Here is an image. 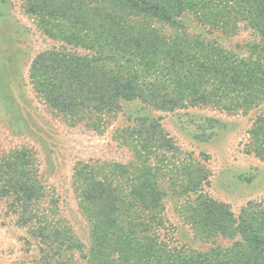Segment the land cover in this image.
Masks as SVG:
<instances>
[{"label": "trees", "instance_id": "1", "mask_svg": "<svg viewBox=\"0 0 264 264\" xmlns=\"http://www.w3.org/2000/svg\"><path fill=\"white\" fill-rule=\"evenodd\" d=\"M23 8L40 31L64 44L39 52L30 66L35 91L56 116L102 124L119 113L121 100L136 98L169 111H255L246 152L264 161V0H23ZM187 12L228 25L239 16L262 40L250 45L247 60L224 50L212 54L216 48L198 38L169 40L133 21L143 16L178 24ZM127 128L135 132L125 142L134 160L80 161L75 167L73 183L91 226L89 264H264L261 203L249 201L236 214L206 193L211 171L184 152L160 120L139 117ZM166 153L173 164L165 163ZM170 196L193 199L183 219L201 240L224 236L233 242H212L205 250L179 244L163 213ZM5 197L39 240L46 264L62 258L65 246L80 248L76 236L37 219L45 189L27 148L0 157V200ZM60 262L71 263L69 257Z\"/></svg>", "mask_w": 264, "mask_h": 264}, {"label": "rangeland", "instance_id": "2", "mask_svg": "<svg viewBox=\"0 0 264 264\" xmlns=\"http://www.w3.org/2000/svg\"><path fill=\"white\" fill-rule=\"evenodd\" d=\"M211 18L204 20L195 12H187L178 24L143 16L133 21L138 27L147 24L169 40L198 38L208 48H216L212 54L224 50L236 58L251 59L250 45L261 42L260 33L239 16L229 25ZM63 46L40 31L25 12L23 0H0V157L19 148L31 151L45 189V197L36 206L37 219L47 223L50 230L61 227L62 232L76 236L80 245L72 252L65 246L62 258L54 256L51 264H61L67 257L70 264H89L91 226L80 204L79 184L73 183L75 167L80 161L134 160V152L127 145L135 132L127 127L139 117L160 120L183 151L211 171L210 183L204 185L210 196L229 203L236 214L249 201L264 206V161L246 152L255 111L229 112L213 106L169 111L136 98L121 100L119 113L102 120V124L64 121L49 109L30 79L32 59L43 50ZM79 52L85 51L79 48ZM166 156L169 159L165 163L173 164L170 153ZM190 200L173 196L163 200V213L179 244L200 250L214 242L230 245L233 240L224 236L212 243L195 235L183 219ZM9 204L7 197L0 200V264H38L42 259L39 240L33 237L30 226L21 224L19 213ZM41 264L46 262L41 260Z\"/></svg>", "mask_w": 264, "mask_h": 264}]
</instances>
